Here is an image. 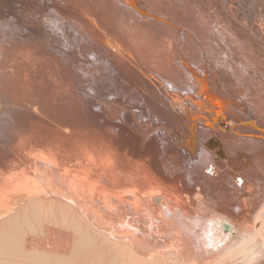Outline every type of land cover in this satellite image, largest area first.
I'll return each mask as SVG.
<instances>
[{
  "label": "bare ground",
  "instance_id": "bare-ground-1",
  "mask_svg": "<svg viewBox=\"0 0 264 264\" xmlns=\"http://www.w3.org/2000/svg\"><path fill=\"white\" fill-rule=\"evenodd\" d=\"M0 264H264V0H0Z\"/></svg>",
  "mask_w": 264,
  "mask_h": 264
},
{
  "label": "rangeland",
  "instance_id": "rangeland-1",
  "mask_svg": "<svg viewBox=\"0 0 264 264\" xmlns=\"http://www.w3.org/2000/svg\"><path fill=\"white\" fill-rule=\"evenodd\" d=\"M36 18H37V17H36ZM91 58L93 59V56H92ZM91 58H90V59H91ZM86 68H87V66H86ZM97 73H98V72H97ZM87 77H88V75H86V78H87ZM89 89H90V88H88L89 93L93 92L92 89H90V90H89ZM108 89H109V91H110L111 88H110L109 86H107V88H103L104 92L107 93V94L109 93ZM91 90H92V91H91ZM113 97H114V96H112V95L109 96L108 100L110 99V100L113 101V100H114V99H112ZM99 108H100V106H99ZM144 121H145V120H144ZM216 145H217V144H216V142H215V145H214V146H216ZM216 147H217V146H216ZM218 153H220V152H217V154H218ZM246 158H249V157H247V156H245V158L243 157V159H246ZM230 174H231V173H230ZM198 202H199V201H198ZM199 203H200V202H199ZM143 224H144V223H142V225H143ZM143 227H144V225H143ZM145 227H146V225H145ZM145 227H144V228H145ZM148 228H149V227H147L146 229H148Z\"/></svg>",
  "mask_w": 264,
  "mask_h": 264
}]
</instances>
